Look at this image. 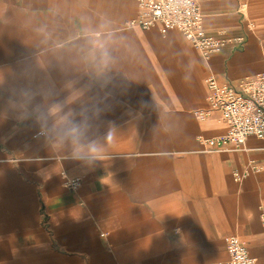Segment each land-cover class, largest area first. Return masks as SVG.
I'll use <instances>...</instances> for the list:
<instances>
[{
  "label": "crops",
  "instance_id": "crops-1",
  "mask_svg": "<svg viewBox=\"0 0 264 264\" xmlns=\"http://www.w3.org/2000/svg\"><path fill=\"white\" fill-rule=\"evenodd\" d=\"M201 6L209 58L137 0H0V264H225L231 235L264 264V139L198 115L264 73V0Z\"/></svg>",
  "mask_w": 264,
  "mask_h": 264
},
{
  "label": "built area",
  "instance_id": "built-area-1",
  "mask_svg": "<svg viewBox=\"0 0 264 264\" xmlns=\"http://www.w3.org/2000/svg\"><path fill=\"white\" fill-rule=\"evenodd\" d=\"M137 1L140 13L129 24L144 30L159 26L162 33L178 30L205 58L221 53L229 42L227 38L214 36L206 30L201 0ZM242 41L241 37L236 39V42ZM207 82L210 107L198 115L206 117L218 110L228 125L227 133L212 143L216 146L230 144L241 149L249 136L264 139V73L246 77L238 84H220L214 77H209ZM234 177L238 181L243 176L236 172ZM79 184L77 178L68 181L72 189ZM226 241L229 260L225 264H253V258L238 236H228Z\"/></svg>",
  "mask_w": 264,
  "mask_h": 264
},
{
  "label": "clouds",
  "instance_id": "clouds-1",
  "mask_svg": "<svg viewBox=\"0 0 264 264\" xmlns=\"http://www.w3.org/2000/svg\"><path fill=\"white\" fill-rule=\"evenodd\" d=\"M71 132H72L73 134H77V135H78V132H79V126L73 124V125H72V128H71ZM108 138L111 139V133H109ZM91 151L95 152V151H96L95 147H92ZM77 156H78V158H80V159H86V158H87V157L82 156V155L79 154V153H77Z\"/></svg>",
  "mask_w": 264,
  "mask_h": 264
}]
</instances>
